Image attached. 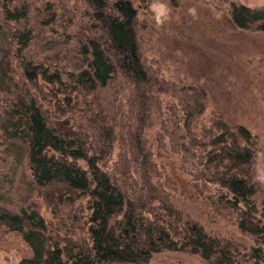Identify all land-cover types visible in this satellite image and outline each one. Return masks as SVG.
I'll list each match as a JSON object with an SVG mask.
<instances>
[{
	"label": "trees",
	"instance_id": "obj_1",
	"mask_svg": "<svg viewBox=\"0 0 264 264\" xmlns=\"http://www.w3.org/2000/svg\"><path fill=\"white\" fill-rule=\"evenodd\" d=\"M86 1L93 12L80 31L83 66L65 71L25 62L28 80L47 84L64 106L62 113L53 112L57 117L50 115L31 93L16 100L13 114L28 141L36 184L56 210L64 205L65 212L57 227L36 209L0 213V225L21 232L31 248L20 264H149L162 249L190 250L215 264H232L233 244L208 233L197 220L181 221L155 180L159 169L148 132L157 90L141 52L137 8L131 0ZM230 14L236 26L264 31V7L233 3ZM6 15L20 19L25 11ZM89 101L91 114L79 121L72 113L61 118L69 106L72 111ZM182 102L180 113L173 109L162 121L163 132L175 150L193 157L195 178L225 191L238 210L239 228L259 243L254 256L264 261V205L255 201L246 169L254 155L250 131L218 118L199 133L202 97L190 92ZM116 145L119 154L111 163Z\"/></svg>",
	"mask_w": 264,
	"mask_h": 264
},
{
	"label": "rangeland",
	"instance_id": "obj_2",
	"mask_svg": "<svg viewBox=\"0 0 264 264\" xmlns=\"http://www.w3.org/2000/svg\"><path fill=\"white\" fill-rule=\"evenodd\" d=\"M131 1L138 10L136 30L142 56L157 90L148 136L159 169L155 180L160 191L180 212L181 221L197 220L208 233L233 244L232 264H264L254 256L259 243L239 228L238 210L227 202L225 191L195 178L193 157L175 150L169 133L162 130V121L173 109L180 113L183 96L190 92L202 97L203 111L195 127L199 133L204 134L218 118L233 127H246L254 152L247 174L256 189L255 201L264 205V31L238 27L230 14L233 3L264 7V0ZM17 8L25 16L8 18L7 11ZM92 12L86 0H0V213L36 209L53 227L63 218L64 205L56 210L35 182L28 141L15 126L18 116L13 111L16 100L29 99L31 93L41 98L50 115L57 117L53 112L64 109L52 98L47 84L28 80L25 62L65 71L80 69L84 64L80 31ZM81 103L72 111L69 106L61 118L72 113L79 121L91 114V102ZM118 154L116 145L111 163ZM30 255L21 232L0 225V264H20ZM149 264L215 263L190 250L162 249Z\"/></svg>",
	"mask_w": 264,
	"mask_h": 264
}]
</instances>
